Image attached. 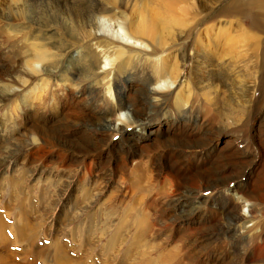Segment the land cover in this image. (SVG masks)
Segmentation results:
<instances>
[{"label": "bare ground", "instance_id": "bare-ground-1", "mask_svg": "<svg viewBox=\"0 0 264 264\" xmlns=\"http://www.w3.org/2000/svg\"><path fill=\"white\" fill-rule=\"evenodd\" d=\"M256 1L258 0H230L226 6L219 9L220 11L216 15L217 17L214 18L219 17L217 22L220 23L229 22L232 18L239 20L243 17L245 18L248 31L254 39L253 46L255 48L253 47L254 54L252 56L256 59L255 66L257 70L249 71L244 68L245 66L242 67L243 71L241 68L233 70V65L231 69H227V65L224 64L225 62L223 63V61H219V59L214 61V58H209L203 51H196L193 56L192 71L187 78L190 86L187 91V86L189 84L187 85L185 83L186 93L182 94L178 91L180 86L178 83L179 70L176 68V66H178L176 59H174L172 66L170 64L171 68L165 66V61L166 54H168L169 51H184L186 45L185 41L179 39L183 38V36H178L179 38L175 41L158 45L147 36H139V29L126 30L124 27L120 26V22L123 21H118L114 14L108 17L107 13V16L103 15V13L95 16L93 14L94 12H87V3L80 4L77 3V0H72L71 3H73L74 6L66 4L68 10H63L62 8L63 11L53 8L43 9L42 13L50 12L52 14H42L38 17L36 12L31 10L28 0H17L20 8H27L31 11L24 12L20 10L16 12V14H21L28 18L36 15L38 17L36 18L37 21L43 18V20L40 21L41 27L46 24L48 18H59L60 23L52 24L49 22V25L52 24V27L50 29L46 28V32L49 33L48 38H51V36H62V40L55 41L52 46L59 51L58 59L43 58L37 56V54L36 57L32 58L27 54V56H13L8 66L1 63L0 104L7 101L13 95L15 96L16 93L21 94L20 92L22 90L18 91L16 89L32 81L43 93L48 90V96L55 92H58L60 95L66 93L65 97L61 98V100L65 99L67 102L64 108L58 107L56 99H53L50 103L52 113H55V117H60L61 115V117H65L68 111L73 110L70 106V101L79 99V95H81L80 91L84 90V98L90 101L97 98V100L100 101L103 111L100 113V119L98 121L103 122L105 126H107L103 128L104 133L107 134V131L109 132L110 129L116 128L122 130L126 124L131 125V123H136L140 118L139 116L146 114L147 109L150 108L156 111L161 104L167 101L171 108L169 109L170 112L166 115L177 118L182 125V127H178L177 124L173 123L169 125L167 129L169 135L178 128L179 131L177 135L181 136V138L177 139L174 136H170L169 141H171L172 145H175L177 142L186 146L192 143L200 144L199 138L193 140V138L189 136H193L195 133L199 135L202 129H207L217 123L230 125L229 127L224 126V130L243 139L247 146L256 145L257 155H259L258 157L260 158L258 163L253 166L248 176L244 174L241 166L251 162L249 157L242 156L236 158L233 152L231 154L228 153L229 151L219 152L216 149V145L213 146V150L216 154L209 152V155L207 153L206 157L200 158V160L206 159L207 161L205 164L208 163V166H203V164L201 165L199 162L198 164L195 163L188 166L189 168H185L181 164L179 161V154L172 153L170 150H166L161 156L165 157L162 164L160 163L159 166L155 164L156 167H154L151 158L141 159L138 158V153L136 151L125 153L120 149L118 150L117 147L115 152L116 155L120 153L119 157L121 159V164H118L117 161L114 174L116 175L118 185L120 187L122 185L126 187L125 190L122 188V195L130 196L127 204L125 203L126 206L123 211V216L126 222L128 220H136V230L134 229L135 231L133 232L132 239L135 251L138 250V246H141L140 250L143 253V257L153 251L155 246H158L156 243L153 242L150 244L149 241L144 239L147 232H150L151 226H153L151 215L152 211H154V202L150 200V197L157 199L159 196H166L173 188H182L187 194L192 193V190L195 188L207 190V188H210V184H204L201 180L202 178L219 181L232 176L244 175L243 180L239 184L225 188L217 193L208 194L205 199H202L205 205L211 206L209 212L217 214V217L210 218V220L216 223L207 226L205 232L209 234L207 237L210 238L212 242L218 243V241H227L229 243L232 254L231 256L229 254L230 258L228 256V259H226L229 262L228 264H238L248 259L249 262L246 264H256L264 260V118L261 123L263 127L258 133L259 140L256 139L254 142L252 139H246L252 90L258 68L264 61L263 57L262 59L260 57V54L264 50V18L259 13H253L260 11V7L264 8V1H262L260 5H258ZM9 7L16 10V6L10 5ZM4 10L8 12L9 9L8 7L0 9L2 13H6ZM27 13H29V15H26ZM3 16L8 19L11 17V14ZM43 27H46V25ZM75 28L81 30L82 34L87 37L86 40L83 41L81 38H75ZM35 33L37 32L35 31ZM134 33H136V35ZM65 36H68V38H65ZM24 41H26V39ZM30 41L33 42V40ZM34 41L36 43L38 40L34 39ZM21 43L22 42H20V44ZM24 46L27 48L26 45ZM29 47L27 49H30ZM36 48L39 47L37 46ZM19 52L20 51L17 53ZM38 52L39 51H37V53ZM63 54H66L65 60L62 58ZM30 55H32V53ZM183 56L184 52H179V59H182ZM243 60L247 61V59ZM130 61L136 65L130 64ZM138 63H140V65H138ZM239 64L237 63V65ZM240 73H244L246 77L249 75L247 77L248 79L244 80L239 78L238 76H240ZM126 79L142 80V87L146 91H141L140 93L138 89L135 88L134 93L127 94L124 84ZM235 82L240 86L238 90L235 89ZM51 86L54 89H51ZM190 89L201 91L199 94L203 95L204 98H201L200 95ZM9 92L11 93L8 94ZM77 94L79 95L74 96ZM70 95L75 98L69 99ZM23 96L25 97L24 94ZM35 99L38 104L37 108L44 107L48 103L46 99L42 100L40 97H35ZM212 104H216L217 109H213L211 106ZM65 108L69 110L63 111ZM62 111L64 114H61ZM32 113H34V117L36 116V118H39L35 108ZM47 119L50 120V118ZM37 121L38 120H32L30 122L32 131L25 145L30 144L32 146L26 157L39 160L45 154L50 153L51 157L47 159L45 163L46 166L55 169L57 172H69L72 164L74 162H81L84 155L80 158L72 156L67 157L65 156L66 149H72L78 153H91V158L88 159L83 171L85 176L90 178L93 182L86 191L88 193V202H93L97 197L98 199L101 198V177L98 173H94L92 169V163L95 160L102 162L104 160L103 153L100 152L99 146L90 144L89 140H84L82 137L81 142L76 139L62 138L57 134L58 129L56 126L47 125L49 121L45 124L37 123ZM92 123L94 122H89L90 125ZM136 126H138L140 132H143V134L137 135L136 137L135 146L139 148L149 142L146 141L150 138L149 133L154 134L156 130L153 131L150 125ZM86 129L87 126H84L81 131H86ZM37 141L39 143L35 144ZM97 141L101 146H104L108 139L106 136L100 135L97 137ZM84 145L89 148L84 147ZM53 148H56V151H52L51 149ZM225 149L229 150L230 145L227 144ZM147 155L150 154L148 153ZM4 160V158L0 159V164ZM228 162H230V166L224 168ZM218 163L219 166L221 163V168L223 169L217 167ZM25 172L26 169L23 168L21 177L10 179L9 185L11 193L10 191L8 192L10 201H13L17 194L21 193L30 196V193L34 191L33 187H28L24 184L22 175ZM205 173L210 174L205 175ZM130 178L132 181H129ZM196 181L197 184L193 185ZM49 184L50 183H47V185ZM0 188H2V186H0ZM38 190L40 194L45 193V188H43L42 185H38ZM118 191L119 189L117 186V189L112 190L108 194V199L102 208L106 216H112L115 212L118 213V204L123 203L121 201L118 203L115 202L116 193ZM21 201L23 206L30 204V201L26 197L22 198ZM140 203L142 206L138 208ZM11 209L12 206L9 207V203L6 202L2 208L3 211H0V264H34V262L38 260H41L43 264H97L95 261H89L91 247L85 244L87 239L83 238L80 240L76 235H70L69 237L72 241L67 242V240L64 241L59 239V232V234L53 235L52 238L50 237L51 240L48 245L41 244V246H38L37 241L44 230V228L41 229V223H34L24 209H16L15 216L13 217L15 220L14 222H10L5 212H10ZM169 213L171 214L172 210H170ZM222 214L230 215L231 227L221 228L219 231L211 230L212 227L217 225L219 217ZM200 216L201 215L198 217L200 223L203 224L208 222V220L202 219ZM106 227L107 223L104 222L103 227L99 229V234L94 231V235L101 238L106 233ZM49 235V232L43 234L45 237ZM91 235H93L92 232L90 236ZM109 241L108 245L110 248H113L116 242L121 243V241L118 242V238L115 235L110 236ZM235 243L238 245H234ZM18 245L21 247L20 250H13V248ZM71 252L75 254L73 255ZM78 252H80V254H78ZM108 253L109 251L105 253L101 252L100 255L103 257H99V259L101 258L100 264H115L114 258H109ZM142 253L140 254L142 255ZM225 255L219 262L225 260ZM15 256H17V259L19 257V259L15 260ZM27 256L31 257V262L25 260ZM151 256L153 257V255ZM179 260L180 257L177 250H170L167 248L164 253L158 254L157 260H141V258L132 257L127 264H180L181 261L179 262Z\"/></svg>", "mask_w": 264, "mask_h": 264}, {"label": "rangeland", "instance_id": "rangeland-1", "mask_svg": "<svg viewBox=\"0 0 264 264\" xmlns=\"http://www.w3.org/2000/svg\"><path fill=\"white\" fill-rule=\"evenodd\" d=\"M71 1L72 0H28V3L30 4L31 10L36 12V15L39 17V15L42 14H52L50 12L42 13L43 9L53 8L60 11L68 10L66 4L74 6ZM229 1L230 0H77V3H87L86 9H88V11L86 9L84 10L87 12H94L93 14L95 16L103 13V15L107 16L108 14V17H110L114 14L118 21H123L120 22V26L124 27L126 30L139 29V36H147L158 45L175 41L180 36H183V38L179 39L185 41L186 45L184 51H167L168 54H166L165 66L171 68L174 59H176L178 63L176 68L179 70L178 83L180 89H178V91L184 94L186 93V84H189L187 86V91L190 86L187 78L192 71L193 56L196 51H203V53L209 56V58H214V61L219 59V61H223V63L225 62L224 64L227 65V69H231L233 65V70L240 68L242 70L243 66L249 71L257 70V67L255 66L256 59L252 56L254 54V39L248 31L245 18L243 17L240 20L232 18L226 23L217 22L219 17L214 18L217 17L216 15L220 11L219 9L226 6ZM262 1L264 0H258L256 3L260 5ZM10 5L16 6V10L10 8ZM6 7L9 9L8 12L7 10H4L6 13L0 11V66H2V64L8 66L13 56H27V54L32 58L36 57V54L43 58H59V51L52 46L55 41L62 40V36H51V38H48L49 33L46 32V28L50 29L52 24L60 23L59 18H48L46 24H44L46 27H43L44 25L41 27L40 21L43 20V18H40L39 21H37L36 18L38 17L36 15L28 18L21 14H16V12H19L20 10H23L24 12L31 11L27 8H20L17 0H0V9H5ZM253 13H259L264 18V8L262 7H260V11ZM7 14H11V17L8 19L3 16ZM26 15H29V13ZM49 22L52 23L50 24L51 26L49 25ZM35 31L37 33H35ZM44 33H47L46 36ZM134 34L136 35V33ZM74 36L76 39L81 38L83 41L87 38L82 34L79 28H75ZM65 38H68V36H65ZM23 39H26V41ZM34 39L38 41L35 43ZM30 40H33V42ZM20 42H22V46ZM24 45H26L27 48L29 46L31 47H29L30 49H27ZM35 46H38L39 48H36ZM37 49H40L41 51ZM18 51H20V54L17 53ZM37 51L39 52L37 53ZM179 52H184L182 59H179ZM31 53L32 55H30ZM65 57L66 54H63L62 58L64 60ZM260 57L261 59L262 57L264 59V50L260 54ZM243 59H247V61H244ZM237 63L241 64L237 65ZM130 64L136 65L132 61H130ZM263 64L264 61L258 68L249 104L246 139H252L254 142L256 139L259 140L258 133L263 127L261 124L264 118ZM138 65H140V63H138ZM83 66L85 67L84 64ZM248 76L249 75H247V77ZM238 77L244 80L248 79L244 76V73H240V76ZM141 81L139 79H126L124 84L126 86L125 91L127 90V94L134 93L135 88H137L140 93L141 91L145 92L146 90L142 87ZM237 84V82L234 83L235 89L238 90L240 86ZM51 89L54 88L51 86ZM16 90H22L20 92L21 94L16 93L15 96L13 95L7 101L0 104V159H5L0 164V186H2V188H0V211L4 204L8 202L9 207L12 206L10 212H5L8 221L14 222L15 219L13 217L15 216L16 209H24L34 223L40 222L41 229L44 228V230L37 241L38 246H41V244L48 245L52 236L57 233L59 234L60 232L59 239L64 241L67 240V242L72 241L69 237L70 235H76L80 240L83 238L87 239L85 244L90 245L91 247V256L90 259H88L89 261L91 260L90 262L95 261L97 264H100L101 262V258L99 259V257H103L100 255L101 252L105 253L109 251L108 257H113L115 264H127L132 257L141 258V260H157L158 254L164 253L167 248L170 250H177L180 257L179 262L181 261L180 264L229 263L228 260H226L228 259L229 254L230 256L232 254L229 243L227 241H218V243L212 242V240L207 237V235H209L205 232L207 226L216 223L215 221L210 220V218L217 217V214L209 212L211 206L205 205L202 202V199H205L208 194L217 193L225 188L239 184L243 180L244 175L232 176L219 181L202 178L201 180L204 184H210V188H207V190L203 188H195L192 190V193L187 194L182 188H173V190L166 196L162 195L157 199L150 197V200L154 202V211H152L151 215L153 226H151V229L149 230L150 232H147L144 239L149 241L150 244L154 242L158 246H155L153 251L146 254L147 257L145 255V257H143V253L140 250L141 246H138V250L135 251L132 239L133 232L136 230V220H128L126 222L123 216V211L125 210V206L128 199H130V196L122 195L123 190H125L126 187L124 185L120 187L116 181V175L114 174L115 164L117 161L118 164H121V159L119 157L120 153L116 155L115 151L117 147L118 150L120 149L125 153L136 151L138 153V158H151L152 164L156 167L159 166L160 163L162 164L165 157L161 156L165 151L170 150L172 153L179 154V161L181 164L185 168H189L188 166L195 163L198 164L199 162L201 165L203 164V166H208V163L205 164L207 160H200V158L206 157L207 153L209 155V152L216 154L213 150V146L216 145V149L219 152L229 151V154L233 152L236 155V158L242 156L249 157L251 162L241 166L244 174L248 176L249 173H251L253 166L258 163L260 158L258 157L259 155H257L258 153L255 144L247 146L243 139L224 130V126L229 127L230 125L217 123L207 129H202V132L199 135L195 133L193 136H189L190 138H193V140L199 138L200 144L192 143L195 145L190 144L186 146L177 142L175 145H172L171 141H169L170 136H174L176 139L181 138V136L177 135L179 131L178 128L175 129L171 135L168 134L167 129L171 123L177 124L178 127H182V125L177 118L166 115L170 112L169 109L171 108L167 101L161 104L156 111L150 108L147 109L146 114L143 113L144 115L139 116L140 118L136 123H131V125L126 124L122 130L116 128L110 129L109 132L107 131V134H105L103 128H106L107 126H105L103 122L98 121L100 119V113L103 111L100 101L97 100V98L92 101L84 98V90L80 91L81 95H74H79V99L70 101V106L73 110L67 112L65 116L66 118L61 117V114H64L63 111L69 109L65 108L60 114L61 116L59 115L60 117H55V113H52V107L50 106L51 101L56 99L58 107L64 108L67 105V102L65 99L61 100V98L65 97L66 93L60 95L58 92H55L48 96V90L43 93V91L39 90L32 81L24 84L20 88L18 87ZM190 90L196 92L201 98H204L203 95L199 94L201 91L195 89ZM10 93L11 92L8 94ZM74 96L70 95L69 99H74ZM35 97H40L42 100L46 99L48 102L47 105L37 108L38 104ZM211 106L213 109H217L216 104H212ZM33 107L36 109V114L39 118H36V116L34 117V113H32L34 109ZM47 118H50V120ZM32 120H38L37 123L39 122L40 124H45L49 121L47 125L56 126L58 129L57 134L62 138L76 139L81 142L82 137L84 140H89L90 144L99 146L100 152L103 153L104 160L103 162L95 160L92 163V169L94 173H98L101 177V198L98 199L97 197L93 202H88V193L86 191L93 182L90 178L85 176L83 171L88 159L91 158V153H78L72 149H66L65 156L67 157L72 156L80 158L84 155L81 162H74L72 164L69 172H57L55 169L47 167L45 163L47 159L51 157L50 153L45 154L39 160H34L32 157H26L32 146L30 144L25 145L28 142L32 131L30 127V122ZM91 121L94 123L90 125L89 122ZM136 125H150L153 131L156 130L154 134L148 132L150 138L146 141L149 142L139 148L135 146V141L137 135H141L143 132H140ZM84 126H87L86 131H81ZM100 135L106 136L108 139L104 146H101L97 141V137ZM38 143V141L35 142V144ZM227 144L230 145L229 150L225 149ZM84 147L89 148L85 145ZM51 150L56 151V148ZM148 153L150 155H147ZM221 166V163L220 166L219 163L217 164V167L221 168ZM229 166L230 162H228L224 168ZM23 168L26 169V172L22 175L24 184L28 187H33L34 191L30 193V196L21 193L17 194L15 199L10 201L8 196V192L10 191L11 193L9 185L10 179H17L19 176L21 177ZM208 174L210 173H205V175ZM129 181H132V179L130 178ZM197 181L193 185H196ZM47 183L50 184L47 185ZM38 185H42V187L45 188V193L40 194ZM117 186L119 191L116 193L115 202L118 203L121 201L123 203L118 204V213L115 212L112 216H106L102 208L108 199L109 192L117 189ZM24 197L30 201L29 205H22L21 200ZM141 206L142 204L140 203L138 208ZM170 210H172L171 214L169 213ZM199 215H201L200 217L202 219L208 220V222L203 224L200 223V220L198 219ZM104 222L107 223L106 233L99 238L94 235V231L99 234V229L103 227ZM229 227H231L230 215L222 214L219 217L217 225L212 227L211 230L219 231L221 228ZM45 232H49L50 235L48 237L43 236ZM91 232L93 235L90 236ZM114 235L118 238V242L121 241V243L116 242L117 244L115 243L113 248H110L108 245L110 242L109 238ZM234 245L238 244L235 243ZM20 248V245H18L13 248V250L19 251ZM71 253L73 255L75 254L74 252ZM140 253H142V255ZM78 254H80V252H78ZM151 255L155 257L153 258ZM224 255L225 260L219 262ZM18 259L17 256H15V260ZM25 260L31 262V257L27 256ZM248 262L249 259L239 262L238 264H246ZM34 264L43 263L41 260H38L35 261ZM256 264H264V260L259 261Z\"/></svg>", "mask_w": 264, "mask_h": 264}]
</instances>
